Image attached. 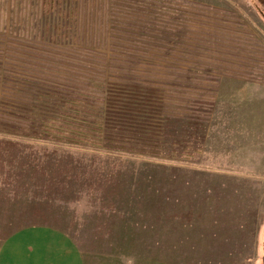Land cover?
I'll return each mask as SVG.
<instances>
[{
    "label": "rangeland",
    "instance_id": "obj_1",
    "mask_svg": "<svg viewBox=\"0 0 264 264\" xmlns=\"http://www.w3.org/2000/svg\"><path fill=\"white\" fill-rule=\"evenodd\" d=\"M126 3L138 18L183 11L196 20L191 40H215L214 22L224 12L241 22L253 39V64L246 50L233 56L231 71L251 77L238 82H252L259 97L230 102L228 75L181 63L215 83L214 100L179 118L163 113L156 100L150 123L161 137V156L1 131L0 238L43 224L72 235L89 264H263L264 168L241 167L233 155L246 130L255 131L250 119L264 116V0H0V34L30 25L33 38L55 49L71 51L85 40L91 47L108 34L112 8ZM94 50L111 55L101 45ZM153 64L164 82L165 63Z\"/></svg>",
    "mask_w": 264,
    "mask_h": 264
},
{
    "label": "trees",
    "instance_id": "obj_2",
    "mask_svg": "<svg viewBox=\"0 0 264 264\" xmlns=\"http://www.w3.org/2000/svg\"><path fill=\"white\" fill-rule=\"evenodd\" d=\"M110 16L107 35L71 51L33 38L30 25L17 35L0 34V132L161 156V137L150 123L156 100L175 118L194 116L198 105L210 108L214 100L215 83L181 69V63L251 78L231 71L237 65L233 56L249 53L253 39L226 12L214 22L215 40L194 35L191 40L195 18L174 7L150 19L138 18L126 3L113 7ZM4 21L0 12V28ZM99 45L111 55L96 52ZM227 46L232 48L226 52ZM248 58L250 67L253 56ZM159 59L165 63L162 83L152 69Z\"/></svg>",
    "mask_w": 264,
    "mask_h": 264
},
{
    "label": "crops",
    "instance_id": "obj_3",
    "mask_svg": "<svg viewBox=\"0 0 264 264\" xmlns=\"http://www.w3.org/2000/svg\"><path fill=\"white\" fill-rule=\"evenodd\" d=\"M227 78L232 79L227 81L230 86L226 92L230 102L238 96L247 95L255 100L259 97L258 89L250 85L252 82L240 83L238 82L240 77L236 76L228 75ZM248 126L253 127L256 132H250L249 128L246 130L248 138L237 144H241L242 147H237L234 152L236 156H233L242 163L241 167L264 168V133L258 137L256 134L261 128L264 130V116L256 114L250 119ZM0 264H89V262L72 235L56 226L34 224L15 229L9 235L0 238Z\"/></svg>",
    "mask_w": 264,
    "mask_h": 264
},
{
    "label": "flooded vegetation",
    "instance_id": "obj_4",
    "mask_svg": "<svg viewBox=\"0 0 264 264\" xmlns=\"http://www.w3.org/2000/svg\"><path fill=\"white\" fill-rule=\"evenodd\" d=\"M263 264H264V261H263Z\"/></svg>",
    "mask_w": 264,
    "mask_h": 264
}]
</instances>
